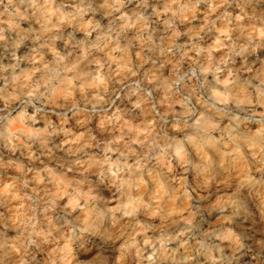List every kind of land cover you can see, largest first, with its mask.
<instances>
[{"label":"clouds","instance_id":"1","mask_svg":"<svg viewBox=\"0 0 264 264\" xmlns=\"http://www.w3.org/2000/svg\"><path fill=\"white\" fill-rule=\"evenodd\" d=\"M0 264H264V0H0Z\"/></svg>","mask_w":264,"mask_h":264}]
</instances>
